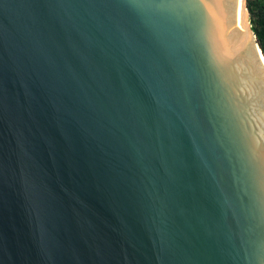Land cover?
I'll list each match as a JSON object with an SVG mask.
<instances>
[{
  "label": "water",
  "instance_id": "obj_1",
  "mask_svg": "<svg viewBox=\"0 0 264 264\" xmlns=\"http://www.w3.org/2000/svg\"><path fill=\"white\" fill-rule=\"evenodd\" d=\"M246 9L0 0V264H264Z\"/></svg>",
  "mask_w": 264,
  "mask_h": 264
},
{
  "label": "trees",
  "instance_id": "obj_2",
  "mask_svg": "<svg viewBox=\"0 0 264 264\" xmlns=\"http://www.w3.org/2000/svg\"><path fill=\"white\" fill-rule=\"evenodd\" d=\"M248 8L251 14L253 29L264 51V0H249Z\"/></svg>",
  "mask_w": 264,
  "mask_h": 264
},
{
  "label": "bare ground",
  "instance_id": "obj_3",
  "mask_svg": "<svg viewBox=\"0 0 264 264\" xmlns=\"http://www.w3.org/2000/svg\"><path fill=\"white\" fill-rule=\"evenodd\" d=\"M247 9H246V3H245V0H244V18H245V21H246V18H247Z\"/></svg>",
  "mask_w": 264,
  "mask_h": 264
},
{
  "label": "rangeland",
  "instance_id": "obj_4",
  "mask_svg": "<svg viewBox=\"0 0 264 264\" xmlns=\"http://www.w3.org/2000/svg\"><path fill=\"white\" fill-rule=\"evenodd\" d=\"M248 2H249V0H246V5L248 6ZM250 17V16H249Z\"/></svg>",
  "mask_w": 264,
  "mask_h": 264
}]
</instances>
